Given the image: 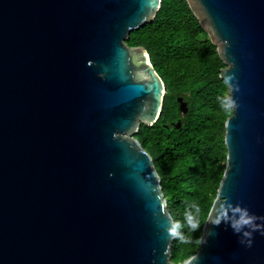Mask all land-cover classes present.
I'll return each instance as SVG.
<instances>
[{"label":"water","instance_id":"95a60500","mask_svg":"<svg viewBox=\"0 0 264 264\" xmlns=\"http://www.w3.org/2000/svg\"><path fill=\"white\" fill-rule=\"evenodd\" d=\"M160 2L0 0V264H264V0H186L225 64L232 112L198 248L179 263L134 136L165 85L126 42Z\"/></svg>","mask_w":264,"mask_h":264},{"label":"trees","instance_id":"16d2710c","mask_svg":"<svg viewBox=\"0 0 264 264\" xmlns=\"http://www.w3.org/2000/svg\"><path fill=\"white\" fill-rule=\"evenodd\" d=\"M126 42L145 47L165 85L157 120L141 123L134 136L159 175L176 225L171 259L179 263L198 248L224 169V121L232 112L228 86L219 75L225 64L186 0H161L153 19L131 30ZM188 216L194 217L195 229Z\"/></svg>","mask_w":264,"mask_h":264},{"label":"clouds","instance_id":"9594fccd","mask_svg":"<svg viewBox=\"0 0 264 264\" xmlns=\"http://www.w3.org/2000/svg\"><path fill=\"white\" fill-rule=\"evenodd\" d=\"M186 220H187V223H188V225H189V227L190 228H192V229H195L196 227H197V225H196V223L194 222V217H191V216H188V217H186ZM250 223V221H249V219H247V218H241V223H240V227H242V225H246V224H249ZM234 227H236V226H234ZM169 234L171 235V236H174V237H176V235H175V233L174 232H170L169 231ZM180 240L182 241V242H184V243H189L190 241L188 240V241H185L184 239H182V238H180ZM251 242H249V244H250ZM195 259V258H194Z\"/></svg>","mask_w":264,"mask_h":264}]
</instances>
